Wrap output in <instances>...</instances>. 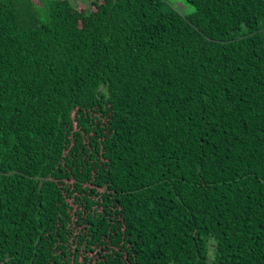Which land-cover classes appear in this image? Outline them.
I'll list each match as a JSON object with an SVG mask.
<instances>
[{"label": "trees", "instance_id": "obj_1", "mask_svg": "<svg viewBox=\"0 0 264 264\" xmlns=\"http://www.w3.org/2000/svg\"><path fill=\"white\" fill-rule=\"evenodd\" d=\"M187 1L0 0V264H264V0Z\"/></svg>", "mask_w": 264, "mask_h": 264}, {"label": "rangeland", "instance_id": "obj_2", "mask_svg": "<svg viewBox=\"0 0 264 264\" xmlns=\"http://www.w3.org/2000/svg\"><path fill=\"white\" fill-rule=\"evenodd\" d=\"M74 4L72 15L76 16L77 13H80L81 11H86L87 9H90V11L96 12V3L95 0H71ZM169 3L176 8L180 13H182L185 16L191 15L195 12L196 8L195 6L188 2L187 0H168ZM84 25V23H82Z\"/></svg>", "mask_w": 264, "mask_h": 264}]
</instances>
